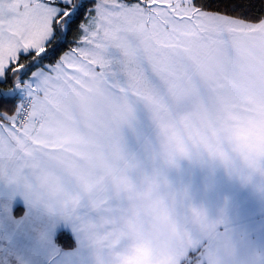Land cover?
<instances>
[{
  "label": "snow or ice",
  "instance_id": "1",
  "mask_svg": "<svg viewBox=\"0 0 264 264\" xmlns=\"http://www.w3.org/2000/svg\"><path fill=\"white\" fill-rule=\"evenodd\" d=\"M158 248L264 264V0H0V264Z\"/></svg>",
  "mask_w": 264,
  "mask_h": 264
},
{
  "label": "clouds",
  "instance_id": "2",
  "mask_svg": "<svg viewBox=\"0 0 264 264\" xmlns=\"http://www.w3.org/2000/svg\"><path fill=\"white\" fill-rule=\"evenodd\" d=\"M152 224L155 225L154 236L161 243L162 246H167L168 248L172 247L173 244V235L168 224L159 221L153 220ZM135 252V246L130 245L126 255L132 256ZM152 264H174L171 256L163 252L161 249H156L152 254Z\"/></svg>",
  "mask_w": 264,
  "mask_h": 264
},
{
  "label": "crops",
  "instance_id": "3",
  "mask_svg": "<svg viewBox=\"0 0 264 264\" xmlns=\"http://www.w3.org/2000/svg\"><path fill=\"white\" fill-rule=\"evenodd\" d=\"M251 207H252L254 210H256V212H257L256 219L258 220V219H259V215H258V209H259V206H258V204H256L255 202H252Z\"/></svg>",
  "mask_w": 264,
  "mask_h": 264
}]
</instances>
